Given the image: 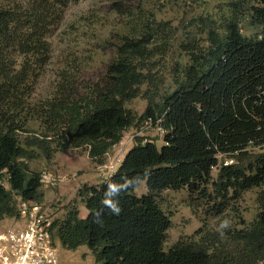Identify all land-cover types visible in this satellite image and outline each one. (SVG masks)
<instances>
[{
  "label": "trees",
  "instance_id": "trees-1",
  "mask_svg": "<svg viewBox=\"0 0 264 264\" xmlns=\"http://www.w3.org/2000/svg\"><path fill=\"white\" fill-rule=\"evenodd\" d=\"M78 1L0 0V221L18 218L21 201L44 202L43 172L31 162L85 149L103 165L126 130L147 122L162 144L138 137L114 173L83 185L77 198L87 214L78 201L68 204L54 218V244L87 247L96 264L264 262V0H185L192 15L177 26L158 19L152 7L160 0L116 2L122 16L138 18L115 37L103 77L79 85L63 71L55 91L32 103L51 58L50 35ZM139 96L148 102L141 116L127 107ZM122 177L140 183L121 194L114 215L101 199ZM143 182L148 191L139 196ZM185 189L215 216L257 189V213L166 248L171 220L160 195Z\"/></svg>",
  "mask_w": 264,
  "mask_h": 264
},
{
  "label": "rangeland",
  "instance_id": "rangeland-1",
  "mask_svg": "<svg viewBox=\"0 0 264 264\" xmlns=\"http://www.w3.org/2000/svg\"><path fill=\"white\" fill-rule=\"evenodd\" d=\"M116 2L124 7L131 3L130 0H79L67 7L60 23L50 35L51 58L34 86L32 103L42 102L55 91L63 71H67L79 85L93 83L103 77L106 63L113 57L111 46L117 42L115 37L118 33L132 31L138 18L137 13L132 17L122 16ZM150 3L143 6L147 7ZM154 5L152 9L158 19L170 21L174 26L183 25L193 11V6L185 0H160ZM244 33L250 34V30ZM174 60L175 55L171 53L166 62L171 64ZM147 105V100L139 96L129 102L127 107L135 115L141 116ZM138 137L157 140L158 145L162 144L159 128L147 122L141 125L138 123L124 132L122 141L109 151L103 165L93 162L85 149H65L50 161L39 159L31 162L32 169L52 177V181L43 187L45 199L41 205L45 211L57 218L68 204L79 202V189L83 185H97L114 173ZM227 163L231 161L227 160ZM147 191V184L143 182L135 193L140 196ZM257 191L253 189L244 193L221 216L211 215L210 205L197 200L186 189L162 192L160 202L171 220L165 247H170L181 238L193 237L200 228L221 231L238 226V216L251 222L257 213ZM78 207L81 216L85 217V206L79 202ZM225 220L229 221V225L221 228ZM20 224L18 218H7L0 221V229L18 227ZM57 248L59 264H96L87 247L71 251L62 248L57 241Z\"/></svg>",
  "mask_w": 264,
  "mask_h": 264
},
{
  "label": "built area",
  "instance_id": "built-area-1",
  "mask_svg": "<svg viewBox=\"0 0 264 264\" xmlns=\"http://www.w3.org/2000/svg\"><path fill=\"white\" fill-rule=\"evenodd\" d=\"M42 181L50 183L52 177L43 173ZM18 211L21 224L0 229V264H59L58 248L52 237V215L33 201H21Z\"/></svg>",
  "mask_w": 264,
  "mask_h": 264
},
{
  "label": "clouds",
  "instance_id": "clouds-1",
  "mask_svg": "<svg viewBox=\"0 0 264 264\" xmlns=\"http://www.w3.org/2000/svg\"><path fill=\"white\" fill-rule=\"evenodd\" d=\"M140 183L139 177H122L120 182H110L104 190L101 204L103 208H106L110 213L119 215L122 211L120 206V196L123 192L129 189L136 188ZM102 213H97V222H100V216ZM229 225V221L225 220L221 224V228H225Z\"/></svg>",
  "mask_w": 264,
  "mask_h": 264
}]
</instances>
